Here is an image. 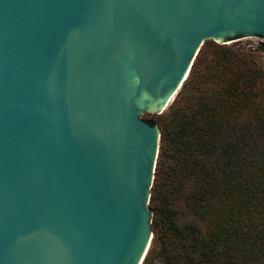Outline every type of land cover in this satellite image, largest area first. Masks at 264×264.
Here are the masks:
<instances>
[{"label":"water","instance_id":"95a60500","mask_svg":"<svg viewBox=\"0 0 264 264\" xmlns=\"http://www.w3.org/2000/svg\"><path fill=\"white\" fill-rule=\"evenodd\" d=\"M264 0H0V264H142L161 113Z\"/></svg>","mask_w":264,"mask_h":264},{"label":"trees","instance_id":"16d2710c","mask_svg":"<svg viewBox=\"0 0 264 264\" xmlns=\"http://www.w3.org/2000/svg\"><path fill=\"white\" fill-rule=\"evenodd\" d=\"M251 50L205 41L146 119L160 144L142 264H264V68Z\"/></svg>","mask_w":264,"mask_h":264},{"label":"rangeland","instance_id":"374dc122","mask_svg":"<svg viewBox=\"0 0 264 264\" xmlns=\"http://www.w3.org/2000/svg\"><path fill=\"white\" fill-rule=\"evenodd\" d=\"M210 41H214V40H210ZM216 42V41H214ZM219 43V42H216ZM261 43L260 40H258L257 38L254 37H243V38H239V39H235V40H231V41H227L226 43H219V44H225L227 46H232L233 48H244L246 49H254L256 46H258ZM252 56L254 58L255 63L259 66L264 68V54L260 53V52H252ZM158 114L156 112H151V111H144L141 114V118L143 120L146 121V119H153L155 117V115ZM157 125V124H156ZM159 127V126H158ZM150 207V206H149Z\"/></svg>","mask_w":264,"mask_h":264},{"label":"bare ground","instance_id":"6f19581e","mask_svg":"<svg viewBox=\"0 0 264 264\" xmlns=\"http://www.w3.org/2000/svg\"><path fill=\"white\" fill-rule=\"evenodd\" d=\"M174 97H175V93L171 96V98L167 101V103H166V107H164V110L168 107V105L171 103V101L174 99ZM163 110V111H164Z\"/></svg>","mask_w":264,"mask_h":264}]
</instances>
